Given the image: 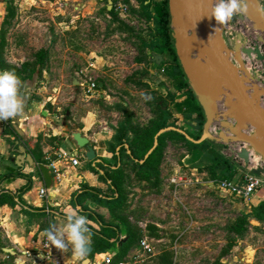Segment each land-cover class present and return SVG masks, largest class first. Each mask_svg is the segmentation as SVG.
Segmentation results:
<instances>
[{"label": "rangeland", "instance_id": "rangeland-1", "mask_svg": "<svg viewBox=\"0 0 264 264\" xmlns=\"http://www.w3.org/2000/svg\"><path fill=\"white\" fill-rule=\"evenodd\" d=\"M125 2L126 11L113 9L109 13L108 0H0V62L16 74L30 99L49 108L60 107L56 112L60 117L64 118L65 111L74 104L81 109L102 110L108 121H96V131L100 133L101 125L112 126L113 122V132L101 131L108 139L106 143L114 141L112 146L117 145L116 127L120 121L110 120L129 114L128 137H133L149 127L148 119L157 114V104L178 114L171 121L176 133L162 139L154 171L142 173L122 162L121 190L117 194L120 200L93 205L97 212L127 223L137 237L131 249L144 237L152 242L154 254L129 255L127 264H159L157 257L163 251L172 255L173 264H264V218L252 214L257 205L220 190L218 181L210 179L203 164L197 162L190 168L180 165L182 155L190 150L186 140L188 133L195 131L194 121L178 112L171 83L142 45L149 38L152 21L140 12L137 0ZM261 7L264 8L262 4ZM233 17L223 25L210 17L211 33L221 42V53L242 84L264 88V61L257 60L255 55L250 60L242 54L249 73L246 76L234 58L235 43L242 48H254L263 35L250 29L252 20L245 14ZM170 28L176 45L182 44L177 39L173 18ZM185 32L194 35L193 22ZM199 47L205 67L212 66L200 44ZM147 53L149 63L142 62ZM90 62L93 67L88 66ZM184 70L195 91L208 96L203 84L195 81L186 67ZM82 73L105 83V99L96 93L91 97L84 94ZM249 79L254 82H247ZM251 86L248 90L255 101ZM212 91L211 110L205 121H236L243 117L234 99L225 100L226 88L221 94ZM231 113L234 118L228 117ZM2 131L3 127L0 136ZM252 132L256 130L251 126L246 137H238L217 149L232 158V148H240ZM7 137L10 139V134ZM254 141L255 148L245 143L255 159L253 164L264 165V142L262 146L258 139ZM6 144L10 165V144ZM100 187L107 192L105 184L100 183ZM0 264H10V257Z\"/></svg>", "mask_w": 264, "mask_h": 264}, {"label": "crops", "instance_id": "crops-1", "mask_svg": "<svg viewBox=\"0 0 264 264\" xmlns=\"http://www.w3.org/2000/svg\"><path fill=\"white\" fill-rule=\"evenodd\" d=\"M155 64L157 65V63ZM161 71H163L162 67ZM96 81L98 88L95 95L105 99V83L102 80ZM18 93L24 98L21 112L16 117L0 121V130L2 127L4 130L7 121L10 122L13 130L12 134H10V139L13 140V143L9 145L10 156L12 157L10 165L6 160L8 144H6L7 142L4 137H7V134H3L2 131V136H0V176L21 169L22 173L31 177V187L25 192L20 193L19 189L26 182L24 178L10 177L9 179L0 180V193L8 192L13 195L12 203L3 202L0 204V261L8 256L10 257V264H14L17 257L24 256L23 250L35 247L44 236V230L49 228L50 225L54 224L59 227L64 222L62 218L68 212L75 210L80 214L79 207L70 204L72 195L78 190L82 182L100 187V183L102 182L98 180L97 174L93 173L90 168H96L100 160L111 163L112 152L108 150V144L115 145L114 141L106 143L108 139H105L101 132H113L112 126H115L113 122L112 126L107 124L101 125L100 133L96 131V127L98 126L96 121H108L102 115L104 114L102 110L94 108L81 109L78 104H74L69 110L65 111V117L63 118L56 113L60 110V107L49 108L50 106L45 103H38L30 99L24 88L19 87ZM125 104L123 102V105ZM162 109H166L168 112V123L174 121L176 115H178L175 111L169 113V110L165 107H162ZM155 117L156 115H153L148 121H152ZM110 121H131V118L128 114L127 118L124 116L122 119ZM168 128L166 127L165 129ZM88 131H92L91 134H87ZM73 133H79L80 136L87 138L88 143L93 147L95 152V157L92 160L85 159V150L76 146L72 138ZM203 137L205 136H203L202 127L201 138ZM19 146H22L24 152L31 156L32 164H29L25 158L23 161L16 158L17 155L21 154ZM114 147L117 149V145ZM62 151H70L76 154L79 164L73 166L66 160L60 161V167L63 170L64 176L58 182L52 180L51 187L46 188L36 165L39 163L46 165L47 158L53 157L55 153ZM201 154V151L195 148L184 152L180 159V165L190 168L194 163L199 161ZM36 158H41L44 162L38 163L36 162ZM40 187L46 189L44 197H40L38 194ZM263 199L264 189L260 188L253 194L250 202L255 206ZM85 204L92 209H94L93 205H96L95 202L88 200ZM55 251L61 264H82L84 259V257L77 258L70 252H61L56 248ZM136 251L137 246L134 249L130 248L122 260H127L128 256L133 255ZM115 252V248H112L101 253H93L89 256L88 264H103V257L107 254L113 256ZM34 260L38 264H50L41 262L39 255H35ZM21 264H29L25 256ZM109 264L114 263L110 262Z\"/></svg>", "mask_w": 264, "mask_h": 264}, {"label": "trees", "instance_id": "trees-1", "mask_svg": "<svg viewBox=\"0 0 264 264\" xmlns=\"http://www.w3.org/2000/svg\"><path fill=\"white\" fill-rule=\"evenodd\" d=\"M137 1L139 2L138 9L140 12L150 19L153 24L149 38L142 45L151 54L155 53L161 56V60L156 67L158 69L163 68L162 72L172 85L173 95L177 96V101L174 104L176 109L178 112L184 113L185 119L191 118L194 121L193 128L195 131L189 132L186 140L190 149L195 148L201 151L202 154L198 163L204 165L210 179L218 181L231 178L236 172L237 163L232 158L224 156L217 149V147L222 145L217 143L213 137L205 136L201 138L202 127L206 119L203 106L199 100L201 91H195L183 68L181 59L177 55L176 39L170 28L172 14L169 0ZM260 3L264 7V0H261ZM108 12L112 13L113 7H110ZM150 53H147V57H144L142 62L149 63L148 57ZM0 70H6L2 62H0ZM168 117L167 110L162 109L157 104L156 117L150 122L149 127L144 130L143 134L134 135L133 137H128L129 121H120L116 127L117 149L108 144V149L112 152L113 163L100 160L96 168H90L93 173L97 174L98 180L105 184L107 192H104L100 187L82 182L78 190L72 195L70 204L79 207L80 214L86 217V223L91 232L90 244L92 252L90 256L93 253H101L115 248L116 252L112 256L111 262L118 264L134 245L137 237L124 220L121 218L112 219L106 214H101L90 208L85 202L88 200L96 204H110L120 200L117 194L121 190L122 162L134 166L142 173L154 171L163 144L162 139L165 135L176 133L173 123H168ZM166 127L169 128L165 129ZM12 132L10 122L7 121L3 134H12ZM179 136L182 137L181 134ZM4 138L7 143H13V140L8 137ZM149 149L150 151L147 153ZM36 162L44 161L41 158H36ZM10 177H22L26 180L25 184L19 189L20 193L31 187V177L22 173L21 169L5 173L0 176V180L9 179ZM12 199L13 195L10 193H0V204L3 202L10 204ZM252 210L254 217L263 219L264 199ZM122 233H124V236H121ZM157 259L159 264H173L172 255L167 251L161 252Z\"/></svg>", "mask_w": 264, "mask_h": 264}, {"label": "water", "instance_id": "water-1", "mask_svg": "<svg viewBox=\"0 0 264 264\" xmlns=\"http://www.w3.org/2000/svg\"><path fill=\"white\" fill-rule=\"evenodd\" d=\"M109 9L111 6V1L108 0ZM172 18H174L177 15V12L172 10L171 4H169ZM210 6V0H196V11L192 18L193 21V31L194 35L199 42L200 46L202 47L205 55L209 59V61L214 65L217 70L219 71V75L213 76V81L211 84V87L214 86L215 93L221 94L223 93V88H226L228 90L227 96L225 98L226 101H230V99H234L236 102V109L240 114H242V118H237L236 122L234 124H230L229 121H220V126L222 128L228 127L229 134L224 133L222 130L218 132V137L226 142L230 140H236L238 137H246V133L250 127L252 126L255 128L256 132H252L249 136L250 138H245L246 143H248L252 148H255L257 143L254 140L261 141V144L263 146L264 142V117L262 114L258 111V109L255 107L254 101L250 99L248 94L246 93L245 89L243 88L242 81L239 79L238 74L236 70L233 69L232 65L228 63L224 58L223 54L221 53V47H218L214 41V36L211 33V28L209 26V20L210 16H208V10ZM257 6L261 7V4L259 0H249L248 4V11L245 16L249 18L252 21H260L261 23H264V16L258 15L256 8ZM239 18H243L242 15H238ZM234 17H232V20ZM184 27V25H183ZM177 39L181 42L184 41L185 35L182 31H179L177 33ZM234 58L236 62L238 63L240 69L244 72L246 76H249V73L246 70L245 63L242 57V54H245L248 59H252V56L255 55L257 60L264 61V51L261 52L260 48L258 46H255L254 48L250 47H244L242 48L239 43L234 44ZM177 55L180 57L183 68L185 66H189L190 59L188 56V52L186 50V47L182 44L177 46ZM200 56H203V53L200 54ZM152 59L155 61V63H159L161 60V56L155 53H152ZM230 64V65H229ZM264 68V65L262 66ZM201 68L205 70V67L201 65ZM264 76V73H263ZM264 85V80H263ZM254 93L264 95V89H258L257 87H254ZM206 118L211 110V104H212V95L208 96H200L199 98ZM234 114H229V118H234ZM207 121L203 124V129ZM203 136H207L204 135ZM257 137V138H256ZM72 138L75 141V144L79 148H84V157L86 160H92L95 157V152L93 147L88 143L87 138L80 136L79 133H73ZM242 145V144H241ZM19 150L21 151L20 155H17L16 158L23 161L25 158L29 164H32V158L29 154L24 152V148L22 146H19ZM262 152H264V146L261 147ZM249 151L244 148V146L241 147L240 151L237 153V157L242 159L245 163L249 162ZM18 163V162H17ZM38 170L40 171L43 183L46 188L51 187L52 185V178L51 174L49 172V169L44 164H37L36 165ZM255 174H263L264 168H256L252 170ZM92 252V246L90 244L89 249L84 256V259L82 261V264H88L89 262V255Z\"/></svg>", "mask_w": 264, "mask_h": 264}, {"label": "built area", "instance_id": "built-area-1", "mask_svg": "<svg viewBox=\"0 0 264 264\" xmlns=\"http://www.w3.org/2000/svg\"><path fill=\"white\" fill-rule=\"evenodd\" d=\"M111 6L116 11H126L127 5L125 0H110ZM89 67H92V63H88ZM239 79L240 76L238 75ZM82 89L86 96H93L96 93L98 88L97 81L92 78L91 75L87 73H82ZM230 124H234L236 121H229ZM228 127L222 128L220 126V121H207L203 134L207 136H211L215 139L217 143L221 145L229 144V142H234L235 140L230 141H222L218 137V132L222 130L224 133L229 134ZM250 130V129H249ZM248 134V133H247ZM251 133H249L250 135ZM257 138V137H256ZM246 140L244 139L240 145L241 147L246 145ZM240 148H232L233 157L232 159L237 163L238 167L236 168L235 174L229 179L218 180L217 186L220 190L227 191L231 195L238 197L242 200H249L253 196V194L260 188H263L264 184V173L263 174H255L253 173V169L256 168H264V165L253 164L251 161V157L249 158V162L245 163L242 159L237 157V153L240 151ZM251 154V150H248ZM249 154V155H250ZM68 161L71 165L76 166L79 164L78 156L73 154L70 151H62L60 153H55L53 157L47 158L46 166L49 169L51 174V178L53 181H60L64 176L63 170L60 167V161ZM38 194L40 197H44L46 195V189L44 187H40L38 189ZM152 255L154 254V246L152 242L147 237L142 238L137 244V251L134 253V257H139L138 253ZM22 253L28 259L29 264H38L36 260H34L35 255H39L41 262H47L50 264H61V261L55 251V248L50 246L43 236L41 240L35 245V247L27 250H23ZM112 256L105 255L102 259L103 264H109L111 262ZM118 264H127L126 260H120Z\"/></svg>", "mask_w": 264, "mask_h": 264}, {"label": "clouds", "instance_id": "clouds-1", "mask_svg": "<svg viewBox=\"0 0 264 264\" xmlns=\"http://www.w3.org/2000/svg\"><path fill=\"white\" fill-rule=\"evenodd\" d=\"M248 4L249 0H210L208 16L223 25L236 14H247ZM256 11L264 16V8L257 6ZM19 87L20 81L13 71L0 70V121L16 117L21 112L24 98L18 93ZM62 219L64 222L59 227L53 224L44 230L46 241L61 252L84 257L91 242L86 217L74 210ZM23 259V255L17 257L14 264H21Z\"/></svg>", "mask_w": 264, "mask_h": 264}, {"label": "bare ground", "instance_id": "bare-ground-1", "mask_svg": "<svg viewBox=\"0 0 264 264\" xmlns=\"http://www.w3.org/2000/svg\"><path fill=\"white\" fill-rule=\"evenodd\" d=\"M171 8H172V10L177 12V15L173 18V26H174L176 32L178 33L179 31H182L184 33V35H185V39L182 42V45H184L186 47V50L188 52V56H189V59H190L189 66H185V67L188 70L189 74L192 76V78L195 81H197L199 83H202L203 87L205 88V90L210 95H212V98H213V94H212L213 91L212 90H214V87H211V84H212V81H213V76L219 75V71L217 70V68L214 65H212V66L209 65L208 68L205 67V65L203 64L204 62L202 61L201 56H200L201 53L199 52V50H201L200 47H199V42L197 41V39L193 35V33L186 34V32H185L186 26H188L189 23L191 25V22H193L191 20V18H193L194 14H195V11H196L195 0H171ZM188 18H190V20ZM188 20L191 21V22L188 23ZM183 25H184V27H183ZM209 26H210V24H209ZM249 27H250L251 30L254 29V31H257L260 35L261 34L263 35V38L259 39V41L257 42V45L260 48L261 52L264 51V23H261L260 21H252V23H251V25H249ZM242 28H244L242 30L245 31V27H242ZM214 41H215L216 45L218 47H220V43L221 42L219 43L216 40V38H214ZM253 56H252V59H253ZM223 58H224V56H223ZM201 65H203L205 67V70H203L201 68ZM246 66H247V64H246ZM250 81L254 82V80H252V79L247 80V82H250ZM251 85L252 84H249V86H246V85L243 84V88L245 89V91L248 94V96L250 97V99L252 97H251V94L249 93L250 91L248 89H249V87ZM254 87H257L258 89H264V88H261L258 85L253 84L251 86V90L254 91ZM254 95H255V99L256 100L255 101L253 99H251V100L254 101L255 107L258 109V111L264 117V95L256 94V93H254ZM244 148L249 150L246 147V145H244ZM250 157H251V161L250 162L254 163L255 159L252 158V153L250 154Z\"/></svg>", "mask_w": 264, "mask_h": 264}]
</instances>
